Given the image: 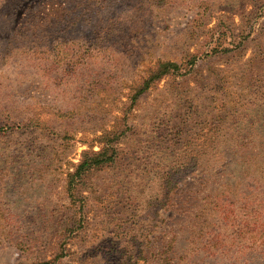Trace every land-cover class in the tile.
Segmentation results:
<instances>
[{"label":"rangeland","instance_id":"1","mask_svg":"<svg viewBox=\"0 0 264 264\" xmlns=\"http://www.w3.org/2000/svg\"><path fill=\"white\" fill-rule=\"evenodd\" d=\"M41 261L264 264V0H0V264Z\"/></svg>","mask_w":264,"mask_h":264},{"label":"trees","instance_id":"2","mask_svg":"<svg viewBox=\"0 0 264 264\" xmlns=\"http://www.w3.org/2000/svg\"><path fill=\"white\" fill-rule=\"evenodd\" d=\"M168 66H170V67H173V66H175V64H173V63H169V64H167ZM93 160H91V159H86L85 161H83V163H81L80 164V167H85V166H87L88 164H90L91 162H92ZM37 264H50V262L49 261H41V262H39V263H37Z\"/></svg>","mask_w":264,"mask_h":264}]
</instances>
